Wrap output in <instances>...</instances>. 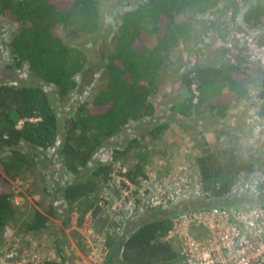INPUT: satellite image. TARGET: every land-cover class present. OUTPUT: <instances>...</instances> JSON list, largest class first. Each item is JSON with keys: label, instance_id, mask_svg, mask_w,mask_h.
I'll return each mask as SVG.
<instances>
[{"label": "trees", "instance_id": "trees-1", "mask_svg": "<svg viewBox=\"0 0 264 264\" xmlns=\"http://www.w3.org/2000/svg\"><path fill=\"white\" fill-rule=\"evenodd\" d=\"M217 1L141 0L121 15L112 50L102 57L98 79L103 84L73 107L57 148L63 170L73 177L60 189V197L66 207L75 210L77 222L88 210L95 215L96 187L107 179L110 164H96L84 179H78L77 174L106 138L128 122L154 113L151 95L165 78L169 52L188 34L185 9H203ZM99 15L96 0H0V17L17 26L8 40L12 64L25 65L38 80L52 85L58 101L75 88L73 75L81 68L80 52L65 43L60 28L77 25L91 34L98 29ZM242 21L249 27L264 26V4L247 8ZM180 80L186 94L170 104L169 111L181 117L220 118L231 105L244 101L249 90L248 73L237 60L197 66L183 72ZM255 95L264 102V77ZM168 126L165 121L157 123L122 147L110 149L111 160L138 151L126 169L130 181L144 176L143 138H155ZM58 129L57 113L41 86L0 82V239L15 212L9 179L34 171L40 151L56 143ZM236 145H209L195 157L201 189L208 199L227 196L241 174L253 172L252 153L239 151ZM43 191L48 192L46 188ZM195 204L198 202H189ZM46 220L44 213L34 211L18 230L40 231ZM169 226L166 214L139 222L117 245L113 263L172 264L175 249L162 238ZM39 264L60 261L42 259Z\"/></svg>", "mask_w": 264, "mask_h": 264}, {"label": "rangeland", "instance_id": "rangeland-1", "mask_svg": "<svg viewBox=\"0 0 264 264\" xmlns=\"http://www.w3.org/2000/svg\"><path fill=\"white\" fill-rule=\"evenodd\" d=\"M96 3L100 14L96 32L91 34L82 32L77 28V25L60 28V33L65 43L78 50L81 54V68L75 71L73 75L76 86L63 101L56 99L52 85L38 80L27 70L25 65L22 64L19 67H15L12 64L13 60L9 51L8 40L10 35L16 31L17 26L15 22H11L5 17H0V82L41 86L48 94L50 102L57 113L59 129L58 138L54 146L40 151L39 162L33 172L25 171L21 178L9 179L14 193L13 198H15L17 203L15 204L14 215L7 223L11 230L19 231L18 229L21 228L20 223L29 219L34 211H38L37 208L44 213L51 209L52 213L46 215V217L50 215L51 219L47 218L49 222L46 220L45 227L37 232H23L28 238L22 239V242L26 240L31 245L36 244L46 254L53 248L49 235L57 234L55 231L62 230V227L65 229L71 228L69 221L71 219L70 213L73 212L72 207H66L61 200L60 193L58 196L56 195V192L60 191L65 184L73 179L72 176L65 174L62 169L57 154L58 144L63 137L73 107L80 100L95 93L103 84L98 79L100 66L103 61L102 57L112 50L115 27L119 23L121 15L124 11L140 4L141 0H96ZM255 3L264 4V0H219L203 9H197L193 6L185 9L184 17L186 18L188 34L185 39L170 50L164 71L165 78L151 95V100L156 109H159L158 116H156L157 119L154 117L151 119L149 116L130 121L118 133L106 138L95 150L88 164L77 174V178L84 179L89 176L90 171L98 163H110L112 161L109 156L110 149L122 147L129 138L146 133L157 121L161 120L162 116H165L164 104L175 102L186 94V90L180 80L182 73L200 65L217 64L227 60L239 61L246 68L249 89L252 91V94L247 95L245 99L247 101L246 107L242 108L248 109L250 106L254 108L257 105V112L264 116V103L262 105L251 100L255 97V91L264 77V26L249 27L242 21V13ZM174 117L176 116L169 115V119H174ZM181 119L186 122L187 127L184 130L188 134V139L179 142L177 140L171 141L168 138V148L170 147L173 153L162 149L160 140L151 137L143 138L141 143L143 145L142 151L145 153L144 166L148 164L146 169L143 168L144 173L160 176L178 163V157L179 159L183 158V160L187 159L195 163V148L199 149L201 140H204L200 135L202 131L200 127L193 126L195 117H181ZM205 129L208 130L207 127H204V132L206 131ZM149 139L153 140L148 141ZM249 139L250 141L241 136L236 137V147L239 151L255 153L258 147V139L255 137L253 139L250 137ZM180 145L181 148L184 145V147L188 145L191 148L185 149L187 153L184 157L179 154L175 158L176 149L173 148H177V151L179 150L181 153ZM250 145L254 146L253 150H250ZM137 153V150L136 152L131 150L127 155L119 156L113 161L119 162L126 170L130 163L136 160ZM2 155L0 154V158ZM252 155L253 159L251 161L254 170L249 174H242V182L260 177V163L264 154L261 156L258 153L259 157ZM47 171L50 173V182L44 176V172ZM109 180L108 178L105 181H101L96 187L95 198L98 204L95 206L97 211L92 216V219L96 228L104 229V231L110 233V247L112 260L114 261L117 245L128 234V230L134 228L137 222L165 214L169 215L171 210L164 213V211L157 212L154 209H146L147 211L138 209L134 213H126V221L123 220L118 223L109 207L115 201L117 190L119 189L118 186L120 185L112 182L111 185L114 186H110ZM137 183L138 181L135 184ZM45 188L48 190L47 193L43 191ZM36 193L38 197L34 199L31 195ZM51 194H53V198H51ZM230 199V196L217 200L211 199L207 203H203V205L222 204L228 202V200L230 201ZM100 201L103 202L102 205H99ZM186 205H189V201L180 203L177 209L184 208ZM112 213L113 215H111ZM77 218L78 215L75 222H77ZM132 219H135L134 223L131 222ZM127 222L130 223L127 225L129 229L124 224ZM117 226L118 229H116ZM69 230H72V232L69 233ZM68 233L72 240L75 239L77 241L76 235L74 237V228L68 229ZM78 246L80 247L79 244Z\"/></svg>", "mask_w": 264, "mask_h": 264}, {"label": "built area", "instance_id": "built-area-1", "mask_svg": "<svg viewBox=\"0 0 264 264\" xmlns=\"http://www.w3.org/2000/svg\"><path fill=\"white\" fill-rule=\"evenodd\" d=\"M251 100L262 101L256 95ZM234 123L232 116L228 125L233 127ZM244 124L249 136L264 147V116L257 112V105L248 107ZM177 162L160 176L144 173L135 184L137 181L128 179L119 162L110 161L108 183L120 185L109 207L115 220L121 223L126 213L138 209L171 210L170 226L162 238L175 249L172 264H264V159L260 177L242 182L241 174L225 196H230V201L216 205H203L212 198L208 199L201 189L196 164L190 160ZM49 174L44 172L50 182ZM186 201L198 204L177 209ZM74 223L77 242H58L59 235H49L53 248L47 254L36 244L22 242L28 238L25 233L11 230L6 224L0 239V264H39L42 259L56 258L60 264H113L111 235L94 226L91 211Z\"/></svg>", "mask_w": 264, "mask_h": 264}, {"label": "crops", "instance_id": "crops-1", "mask_svg": "<svg viewBox=\"0 0 264 264\" xmlns=\"http://www.w3.org/2000/svg\"><path fill=\"white\" fill-rule=\"evenodd\" d=\"M172 103L173 102H168V104L167 103L164 104L165 116H162L161 120L157 121V123L164 122V121L167 122L168 125H169L168 128L166 129L165 132L160 133L157 137L153 138V139L160 140L161 143H162L161 144V148L164 149V150H166V151H168V152H171L172 151L170 147H169L170 149L168 148V142H167L168 141V138L171 141L177 140L179 142H181V141L183 142L184 140L188 139V134H186V130H184L187 127L186 122L181 119V116H178L175 113L169 111V106ZM246 103H247V101L244 100V101H241V102L236 103L234 105H231L225 111V114L223 116H221L220 118H216V119L214 117L210 116V115L192 116V117H195L196 118L193 126L198 127V128L199 127L201 128V131L202 132L200 133V135H201V137L204 138L203 141L201 140L200 148L199 149L195 148V152H194L195 157L200 153V151L202 149L206 148V146L208 147L209 145H212L213 147H220V146H223V145H231V146H234V143H235V145L237 143L236 137H238V136H241L244 139L246 138V140H249L250 141L249 138L251 136H249V134L247 132V129L245 127V124H244V120L246 118V109L247 108H245V109L242 108V107H246ZM263 103L264 102L261 101V104L262 105H263ZM158 110L159 109H156V107H155L154 113L149 118L152 119L154 117V118L157 119L156 116H158ZM169 115L176 116V117H174V119H169ZM232 116L235 118V123H234V126L233 127H230L228 125V123L230 121V117H232ZM153 120H155V119H153ZM157 123H155V124H157ZM204 127H207V129H208V130L205 129L206 130L205 132L203 130ZM252 139H253V137H252ZM152 140L149 139L148 141H152ZM257 145H258L259 148L257 147V150H255V153H252V154L255 155V157H259L258 153L261 156L264 154V147L261 146L258 142H257ZM184 146H183V148H181V145H180V151H181V153L179 152V150L177 151V148H173V149H176V154L174 155L175 158L179 154H181V156L184 157L186 155V153H187V151L185 149L186 148H191L188 145H186V147H184ZM253 147L254 146L250 145L249 146V148H251L250 150H253L252 149ZM192 149H191V151H192ZM172 153H173V151H172ZM262 158L264 159L263 156H262ZM178 160H183V158H180L179 159V157H178ZM261 162H262V159H261ZM195 164H196V162H195ZM147 165L144 166L145 169L147 168ZM196 168H197V166H196ZM261 171H262V164L260 163V173H261ZM64 173L67 174V175H69L65 171H64ZM60 191L56 192V195L57 196L60 193ZM51 195H52L51 198H53V194H51ZM31 196L34 199H36L38 197V194L36 193L34 195H31ZM37 210L39 212H41V213H44L39 208H37ZM144 210L147 211L146 209H144ZM156 211L157 212H160V211H164L165 212L166 210H156ZM70 214H71L70 215V218L71 219L69 221V224H70V227L71 228H74V224H75L74 222H75L76 213L73 211ZM44 215L46 216L48 214L45 212ZM47 218L48 219H51V216L49 215V216H47ZM48 219H47V221L49 222ZM134 220L135 219H132L131 222L134 223ZM124 221H126V220H124ZM72 222H73V224H72ZM128 222L127 223H124V224H125V227L129 229V227H127V225L130 224V223H128ZM135 223H136V221H135ZM138 224H139V222H137V224L134 226V228ZM62 228H63L62 230L55 231V233H57L59 235L58 242H60V241H67V240H70V241L74 242L75 239L72 240V238L70 237V234H69V233L72 232V230L71 231L69 230V233H68V229H71V228H68V229H65L64 227H62ZM132 230H133V228L130 229V230H128L127 233H130ZM75 235H76V237H78L76 231L74 233V237H75Z\"/></svg>", "mask_w": 264, "mask_h": 264}]
</instances>
